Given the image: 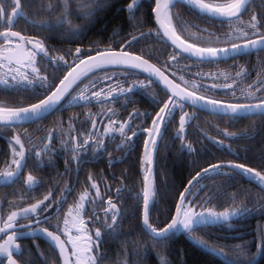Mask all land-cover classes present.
<instances>
[{
    "label": "flooded vegetation",
    "instance_id": "obj_1",
    "mask_svg": "<svg viewBox=\"0 0 264 264\" xmlns=\"http://www.w3.org/2000/svg\"><path fill=\"white\" fill-rule=\"evenodd\" d=\"M202 1L227 10L237 0ZM15 3L14 7L12 2L0 6V102L6 101L3 99L5 95H13L18 105L16 109H25L46 99L74 66L93 54H85L82 48H77L74 58L68 59L70 53L64 52V45L61 50L54 49L49 34H43L38 22L34 21L33 26L32 22L29 24L20 0ZM18 5L20 14L15 13ZM188 8L198 14L202 24L193 36L190 26L185 33L178 28L185 37L174 31L197 49L224 50L264 37V0H252L240 16L230 20H215ZM214 34L224 40L213 41ZM160 37L164 39L162 35ZM22 38L29 60L24 63L4 60L8 51L22 44ZM134 40L136 37L127 43ZM207 40L219 45L206 46ZM198 41L202 46L196 44ZM232 41L234 44L228 46ZM170 47L172 56L168 61L173 63L170 68L159 66L142 55L125 50V47L121 50L154 63L181 89L197 97L228 104L264 102L256 98L260 92V80H254L244 91L241 77L236 72L249 66L254 75L257 70L255 62L247 58L264 50L231 59L199 60ZM223 68L230 77H219L216 70ZM153 83L162 93L149 90ZM138 89L142 90L143 101H148L141 111L132 106L134 99L131 95ZM256 117L264 118V114H211L173 98L147 76L109 68L91 74L76 85L52 114L26 125L0 124V181L17 170L23 153L25 155L19 174L9 185L0 186V246L8 238H18L20 249L19 253H14L13 249L0 250V264H8L10 260V256L5 257V252H13L11 257L21 264L24 250L29 254L36 251V247L39 255L50 257L49 264H62L59 252L51 244L33 236L39 230L54 233L67 244L72 264H91L105 229L112 228L127 216L128 211H132V204L142 207L143 211L145 179L155 147L154 171L161 149L171 148L176 143L190 148L195 139L205 146L199 148V154L217 155L221 152L225 158L207 168L222 167L200 175L194 183L216 171L213 174L246 178L224 166L233 165L251 171L252 177L264 185V156L251 166L248 164L252 154L246 151L249 140L258 143L264 138V133L256 130L264 127L254 122ZM185 120L190 123L182 128L181 121ZM192 151L198 157L195 155L197 150L193 148ZM139 167L142 174L145 172V176L142 175L143 191L131 182L135 177L133 169ZM209 191H214L213 186ZM41 247L46 249L43 254ZM82 251L86 252L85 257H82Z\"/></svg>",
    "mask_w": 264,
    "mask_h": 264
},
{
    "label": "trees",
    "instance_id": "obj_2",
    "mask_svg": "<svg viewBox=\"0 0 264 264\" xmlns=\"http://www.w3.org/2000/svg\"><path fill=\"white\" fill-rule=\"evenodd\" d=\"M132 1L20 0V5L24 15L28 17V23L32 22L33 26L34 21L38 22L44 30L43 34H49L54 49L61 50L64 45V52L70 53L68 59L74 58L77 48H82L85 54H95L125 47V50L142 55L159 66L170 68L173 63L168 59L172 56V49L157 32L153 15L154 0L140 4L130 13L127 6ZM9 2H12L13 7L16 6L15 0H0V6ZM170 19L175 31L183 37L185 36L178 28L185 33L190 26L193 36L197 27L202 24L198 14L180 4L170 9ZM135 37L136 40L127 43ZM211 39L216 42L224 40L219 34L212 35ZM192 40L193 37L190 42ZM196 44L202 46L201 41ZM232 44L234 41L228 43V46ZM211 45L219 43L207 40L206 46ZM247 59L255 62L257 70L254 75L249 66L235 71L241 77L244 91L254 80H260V92L256 98L263 101L264 52ZM217 72L222 79L230 77L225 68L217 69ZM149 90L161 92L154 83ZM141 92L138 89L131 95L134 99L132 106L140 111L148 104L147 100L143 101ZM3 99L6 101L0 102V108H18L15 96L5 95ZM136 99L141 101L136 103ZM254 122L264 125V118L256 117ZM256 130L264 133V127ZM246 144V151L254 159V162L250 159L248 165H256L259 157L264 156V138L258 143L251 139ZM161 145L164 147L162 143ZM204 147L194 139L190 148L176 143L171 148L161 149L153 173L154 195L150 209V224L155 230H162L172 221L178 201L192 178L208 166L224 161L225 155L221 152L217 155L199 154V148ZM193 148L197 150L195 155L198 157L194 156ZM133 171L135 177L131 182L136 183L139 190L143 191L142 175L145 176V172L142 174L140 167ZM213 173L217 171L202 176L194 183L184 201L197 209L210 208L217 212L232 209L238 212L236 216L229 220L197 224L193 229L156 240L144 230L142 207L132 204V211H128L127 216L124 214L112 228L105 229L91 264H264V191L256 188L246 178ZM211 186L214 189L212 193L209 191ZM40 251L43 254L46 249L41 247ZM21 257V264L50 263V257L39 255L37 247L36 251L29 254L25 249Z\"/></svg>",
    "mask_w": 264,
    "mask_h": 264
},
{
    "label": "water",
    "instance_id": "obj_3",
    "mask_svg": "<svg viewBox=\"0 0 264 264\" xmlns=\"http://www.w3.org/2000/svg\"><path fill=\"white\" fill-rule=\"evenodd\" d=\"M144 0H133L127 7L129 12H133L139 4ZM252 0H237L231 4V8L227 10H222V6H212L202 0H155V6L153 9L154 22L156 28L164 38V40L173 48L178 49L181 53L185 55L199 59V60H222L231 59L237 56L246 55L250 52L264 50V37L258 38L256 40L242 43L224 50H200L192 46L191 44L185 42L181 39L171 24L170 19V9L175 4L186 5L199 13L206 15L215 20H230L240 16ZM15 13L20 14V6L18 5ZM166 16H169L170 23L166 20ZM171 24V25H170ZM13 37H17L13 34ZM22 44L17 45L15 50L8 51L3 57L6 61L27 62L30 58L29 54L25 50L24 39L22 38ZM109 68H121L129 71L136 72L140 75L147 76L151 80L155 81L159 86L164 88L173 98H178L183 103H187L197 109L206 111L211 114L219 115H229V116H254L264 114V102L259 104H228L221 102H213L206 100L189 92L184 91L178 85H176L170 77L165 74L159 67L154 63L140 57L139 55L125 52L124 49L121 51H103L90 55L89 57L80 61L76 66H74L55 88V90L41 102L30 106L25 109H4L0 110L10 111L9 113H4L0 111V124L2 125H26L33 123L38 119L52 114L70 95L72 90L83 81L89 75ZM190 121H181L182 128L188 125ZM19 143V141H18ZM155 147L152 153V158L150 162V167L145 179V198L143 207V227L144 230L152 238L156 240H163L168 238L171 234L178 231L179 224L182 219V205L185 195L188 190L194 184L196 179L213 169L222 167L223 165H217L207 168L200 172L192 181L188 184L184 190L182 196L177 204L176 213L172 221L165 226L162 230H155L150 224V207L153 201L154 195V182H153V171L156 157ZM25 155L23 153L20 159V164L17 170L0 181V186L9 185L10 182L19 174L21 168L24 165ZM227 168L233 169L240 172L241 175L250 179L255 184L259 185L264 189V185L259 179H255L251 175V171L246 169H240L239 167L233 165H224ZM208 218H200L198 221L191 222L189 229H193L194 225L200 224L204 225L208 222ZM187 231V230H186ZM33 236L41 238L51 244L60 254L62 264H72L71 255L69 248L65 242L62 241L60 237L51 233L49 231L39 230L37 234ZM18 238L10 239L0 246V250L7 251L8 249H13L14 253H19V244L17 243ZM13 252H5V257L10 256L8 264H19L14 260L11 255ZM82 257L86 256V252H81Z\"/></svg>",
    "mask_w": 264,
    "mask_h": 264
},
{
    "label": "rangeland",
    "instance_id": "obj_4",
    "mask_svg": "<svg viewBox=\"0 0 264 264\" xmlns=\"http://www.w3.org/2000/svg\"><path fill=\"white\" fill-rule=\"evenodd\" d=\"M237 211L223 210L221 212L214 211L213 209H197L189 203L183 202L182 205V219L178 227V231H186L189 229L191 222L198 221L200 218H208L211 222L228 220L237 215Z\"/></svg>",
    "mask_w": 264,
    "mask_h": 264
},
{
    "label": "bare ground",
    "instance_id": "obj_5",
    "mask_svg": "<svg viewBox=\"0 0 264 264\" xmlns=\"http://www.w3.org/2000/svg\"><path fill=\"white\" fill-rule=\"evenodd\" d=\"M166 20L170 23V19H169V16H166ZM171 25V24H170ZM1 112H4V113H9L10 111H5V110H0ZM146 232V231H145ZM147 233V232H146ZM148 234V233H147ZM174 234V233H173ZM172 235V234H171ZM150 236V235H149ZM151 237V236H150Z\"/></svg>",
    "mask_w": 264,
    "mask_h": 264
}]
</instances>
